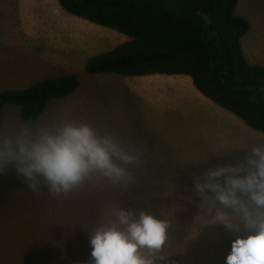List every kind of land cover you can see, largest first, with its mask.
Listing matches in <instances>:
<instances>
[{"label":"rangeland","instance_id":"1","mask_svg":"<svg viewBox=\"0 0 264 264\" xmlns=\"http://www.w3.org/2000/svg\"><path fill=\"white\" fill-rule=\"evenodd\" d=\"M236 14L249 23L241 39L246 60L264 66V0H239ZM127 40L123 34L69 15L56 0H0V91L76 75L77 91L49 103L34 122L89 123L100 133H113L125 147L134 146L140 157L138 165L129 166L135 183L127 191L98 181L86 182L67 196L51 197L46 188L36 195L12 166L0 172V264H92L90 233L104 221L106 210L116 205L142 208L171 221L169 240L157 253L165 259L158 264H225L231 242L244 236L224 226H202L194 220L195 204L179 200L190 192L189 174L214 165L218 144L208 140L211 133H202L209 129L191 127L193 116L207 114L191 112L189 117L182 95L163 89L176 81L163 76L162 82L133 84L119 91L118 84L104 82L102 74L85 73L90 57ZM144 85L153 90L137 89ZM149 102L155 110L173 116L162 125L167 138L163 146L152 147L143 138L142 120L151 109ZM169 102L176 106L169 109ZM20 123L17 108L7 106L0 133ZM185 185L189 192H184ZM180 203L184 210L174 211Z\"/></svg>","mask_w":264,"mask_h":264},{"label":"clouds","instance_id":"2","mask_svg":"<svg viewBox=\"0 0 264 264\" xmlns=\"http://www.w3.org/2000/svg\"><path fill=\"white\" fill-rule=\"evenodd\" d=\"M210 22L206 13H199ZM234 163H217L190 173L180 201L195 204L194 220L237 233L225 264H264V142L252 144ZM140 163L138 150L113 133L89 123L49 126L22 122L0 133V172L9 166L34 194L67 196L82 185L107 181L126 191L135 183L129 166ZM180 203L174 211L184 210ZM171 221L142 208L113 206L90 233L92 264H158L169 240Z\"/></svg>","mask_w":264,"mask_h":264},{"label":"trees","instance_id":"3","mask_svg":"<svg viewBox=\"0 0 264 264\" xmlns=\"http://www.w3.org/2000/svg\"><path fill=\"white\" fill-rule=\"evenodd\" d=\"M71 16L128 38L90 57L87 74L122 77L184 76L206 100L264 134V66L246 60L241 39L249 23L236 14L239 0H56ZM199 13H206L204 22ZM79 87L62 74L0 91L3 110L16 107L21 122H34L49 103Z\"/></svg>","mask_w":264,"mask_h":264},{"label":"crops","instance_id":"4","mask_svg":"<svg viewBox=\"0 0 264 264\" xmlns=\"http://www.w3.org/2000/svg\"><path fill=\"white\" fill-rule=\"evenodd\" d=\"M101 79L105 81L113 80V82L118 87L119 91L125 88H131L133 84H141V83H152L153 82H162L160 79H163L160 75H152L145 77H122L116 75H106L103 74ZM170 77L176 82H171L170 86H163L164 88H168V91H175L182 95V98L188 104V112L187 115L190 117L191 112L197 113H205L206 115L193 116V122H191V127L196 126L200 130L209 129V132H202L203 134L211 133L212 135L208 138V140L213 144H218V146H214L213 153L214 155L218 153L217 159H215V164L217 163H234L236 160L241 159L247 148H249L252 144L264 142V134L257 132L255 130L247 127L241 120L236 118L231 113L223 110L222 108L214 105L210 101L203 98L192 86L189 78L184 76H166ZM142 79V81H136V79ZM169 78V79H170ZM108 86L111 84H107ZM152 87L162 88L160 85L154 84ZM145 92H150L153 89L147 85L137 87ZM150 101V98H148ZM153 101V99H151ZM175 103H168V108H172L176 105ZM151 109L148 111L146 116H144L142 120V124L146 129V134L143 135V138L149 140V143L152 147L155 146V143L159 146H163L164 142H167V138L165 137L164 132L162 131V125L165 122H170L173 116H168L167 113L163 114L164 110H155V104L151 102L148 105ZM229 122V123H228ZM209 124V125H207ZM245 125V126H244ZM157 131V132H156ZM156 135V136H155ZM207 140V145L209 146L211 143ZM217 148V149H216ZM230 152V155L228 154ZM226 160V161H225ZM220 227V226H219ZM209 234L214 232H208ZM238 234L246 235V233L241 230L237 232Z\"/></svg>","mask_w":264,"mask_h":264}]
</instances>
